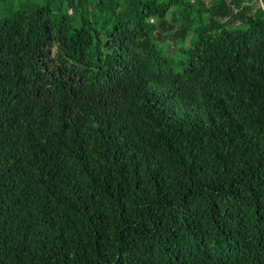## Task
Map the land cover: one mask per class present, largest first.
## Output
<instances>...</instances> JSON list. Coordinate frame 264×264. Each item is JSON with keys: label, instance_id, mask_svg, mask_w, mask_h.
<instances>
[{"label": "trees", "instance_id": "16d2710c", "mask_svg": "<svg viewBox=\"0 0 264 264\" xmlns=\"http://www.w3.org/2000/svg\"><path fill=\"white\" fill-rule=\"evenodd\" d=\"M0 264H264V0H0Z\"/></svg>", "mask_w": 264, "mask_h": 264}]
</instances>
